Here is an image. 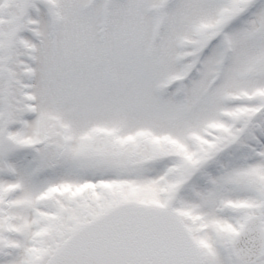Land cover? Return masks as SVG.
Listing matches in <instances>:
<instances>
[{
	"label": "snow or ice",
	"instance_id": "6c2138e0",
	"mask_svg": "<svg viewBox=\"0 0 264 264\" xmlns=\"http://www.w3.org/2000/svg\"><path fill=\"white\" fill-rule=\"evenodd\" d=\"M0 264H264V0H0Z\"/></svg>",
	"mask_w": 264,
	"mask_h": 264
}]
</instances>
